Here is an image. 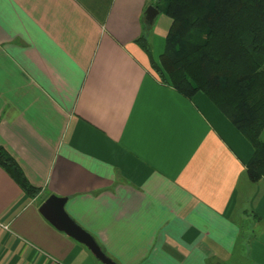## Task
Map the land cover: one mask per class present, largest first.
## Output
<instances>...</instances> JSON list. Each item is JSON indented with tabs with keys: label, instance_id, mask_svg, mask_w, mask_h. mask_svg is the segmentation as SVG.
I'll return each instance as SVG.
<instances>
[{
	"label": "crops",
	"instance_id": "0c3cea01",
	"mask_svg": "<svg viewBox=\"0 0 264 264\" xmlns=\"http://www.w3.org/2000/svg\"><path fill=\"white\" fill-rule=\"evenodd\" d=\"M157 1L0 0V147L40 190L0 166L3 264H105L41 212L51 196L115 264H264L253 146L136 42ZM172 23L159 13L148 33L157 62ZM244 211L262 220L246 239Z\"/></svg>",
	"mask_w": 264,
	"mask_h": 264
},
{
	"label": "trees",
	"instance_id": "16d2710c",
	"mask_svg": "<svg viewBox=\"0 0 264 264\" xmlns=\"http://www.w3.org/2000/svg\"><path fill=\"white\" fill-rule=\"evenodd\" d=\"M155 6L173 23L160 62L148 37L151 26L136 41L153 70L187 99L204 93L253 146L249 180L264 179V0H158ZM0 166L30 197L39 194L1 147ZM243 214L246 239L250 217L260 218Z\"/></svg>",
	"mask_w": 264,
	"mask_h": 264
},
{
	"label": "water",
	"instance_id": "95a60500",
	"mask_svg": "<svg viewBox=\"0 0 264 264\" xmlns=\"http://www.w3.org/2000/svg\"><path fill=\"white\" fill-rule=\"evenodd\" d=\"M160 11L154 5L147 8L145 22L152 26ZM65 199L51 196L41 207V212L60 230L65 231L81 243L86 244L105 264H115L107 259L93 237L83 230L65 211Z\"/></svg>",
	"mask_w": 264,
	"mask_h": 264
},
{
	"label": "built area",
	"instance_id": "2783aa9c",
	"mask_svg": "<svg viewBox=\"0 0 264 264\" xmlns=\"http://www.w3.org/2000/svg\"><path fill=\"white\" fill-rule=\"evenodd\" d=\"M0 264H3V263H2V261H1V259H0ZM55 264H60V263H58V262H55Z\"/></svg>",
	"mask_w": 264,
	"mask_h": 264
}]
</instances>
